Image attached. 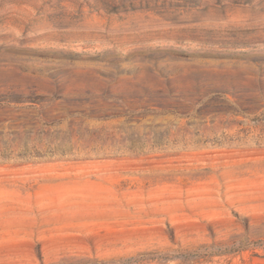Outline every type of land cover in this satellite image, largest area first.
I'll use <instances>...</instances> for the list:
<instances>
[{"label": "rangeland", "instance_id": "374dc122", "mask_svg": "<svg viewBox=\"0 0 264 264\" xmlns=\"http://www.w3.org/2000/svg\"><path fill=\"white\" fill-rule=\"evenodd\" d=\"M0 264H264V0H0Z\"/></svg>", "mask_w": 264, "mask_h": 264}]
</instances>
